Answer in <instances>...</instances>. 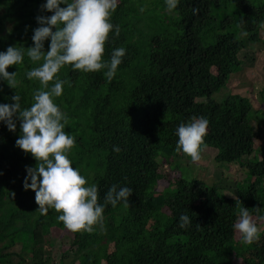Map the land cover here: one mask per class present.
Masks as SVG:
<instances>
[{"label":"trees","instance_id":"1","mask_svg":"<svg viewBox=\"0 0 264 264\" xmlns=\"http://www.w3.org/2000/svg\"><path fill=\"white\" fill-rule=\"evenodd\" d=\"M44 2L0 0V50L34 45L36 17L52 14L42 11ZM111 19L120 33H110L105 58L116 47L127 49L116 76L109 81L103 70L66 65L58 75L67 83L56 102L70 117L65 130L76 135L69 153L73 166L99 186L101 203L117 184L133 189L130 204L108 203L102 227L94 225L92 232L67 229L54 208L39 213L35 190L24 187L26 166L35 167L37 160L16 145L19 122L15 131L0 122V264H55L49 249L66 229L69 264H264V150L259 160L242 164L252 179L236 196L197 178L164 185L160 172L166 156L190 158L176 151V129L193 115L210 121L205 143L216 150V162L236 163L254 154L264 131L262 122L255 126L261 111L249 97L222 90L243 71V51L264 42V0H179L171 11L165 0H119ZM49 45L50 39L46 50ZM38 63L25 55L22 65L9 66L19 71L23 107L41 86L26 76ZM219 92L221 101L213 98ZM15 94L0 80V103H14ZM241 201L261 227V238L252 244L242 243L233 228ZM184 212L191 223L181 227ZM70 250L58 264H66Z\"/></svg>","mask_w":264,"mask_h":264},{"label":"clouds","instance_id":"2","mask_svg":"<svg viewBox=\"0 0 264 264\" xmlns=\"http://www.w3.org/2000/svg\"><path fill=\"white\" fill-rule=\"evenodd\" d=\"M178 3L179 0H165L169 11ZM117 6L118 0H45L42 11L52 14L36 17L38 26L32 35L34 45H9L6 50H0V80L16 89L11 97L14 103H0V122L6 123L12 131L17 129L19 122L21 134L16 145L37 160L35 167L26 166L24 187L35 190L39 213L47 215L49 209L54 208L59 213L57 219L74 232H92L98 224L102 227L107 204L113 207L120 202L129 205L133 193L127 185L113 184L105 193L104 202H100L99 186L90 183L88 176L73 166L69 153L76 143V135L65 130L70 117L56 102L67 83L58 75L66 65L85 72L103 70L109 81L116 76L127 49L123 46L112 49L108 59L104 54L110 33L113 30L116 36L120 33V26L111 19ZM49 39L46 50L45 41ZM25 55L30 61L39 62L26 71V76L38 80L41 85L33 90V102L28 107L22 106L19 71H9L11 65H22ZM209 124L204 115H193L188 122H181L176 129V151L187 154L194 162L200 161L207 147L205 137ZM113 148L121 151L119 145ZM236 206L238 212L233 228L241 236L242 243L252 244L261 238V227L242 201ZM256 208L259 211L260 207ZM190 223L188 212L182 213L180 226Z\"/></svg>","mask_w":264,"mask_h":264},{"label":"rangeland","instance_id":"3","mask_svg":"<svg viewBox=\"0 0 264 264\" xmlns=\"http://www.w3.org/2000/svg\"><path fill=\"white\" fill-rule=\"evenodd\" d=\"M156 0H150V2ZM119 2V0H118ZM4 12L3 8H0V15ZM10 29L11 24H7ZM264 39V30L262 31ZM244 60V68L242 72L234 74L227 88L223 89V94L239 93L243 96L249 97L253 103L255 109L260 110L261 113L256 118L255 126L259 122L264 124V42L258 44H250L241 55ZM222 92H219L213 96L217 101H221ZM255 152L251 156H245L242 161L236 163H222L215 161L216 150L206 147L203 152V158L194 162L191 157H183L182 159H173L171 157H165L161 162V184H168V181H175L176 178L186 179H200L204 181L208 186L217 188L218 192L225 196H236L238 187L251 182V177L246 168L243 167V163L247 159L253 161L261 158V153L264 150V131L263 135L257 139ZM185 153H181L183 156ZM161 160V159H159ZM170 181V182H171ZM59 233V232H57ZM53 246L50 252L55 264H58L62 253L70 250L71 237L70 232L66 229L61 231L60 234H56L52 240ZM19 248L13 251H18ZM69 253V254H68ZM67 254L70 256L66 260V264H69L73 258L71 250Z\"/></svg>","mask_w":264,"mask_h":264}]
</instances>
